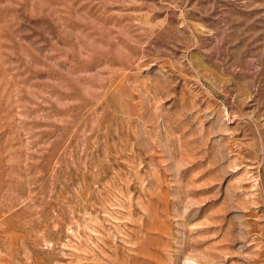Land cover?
<instances>
[{
	"label": "rangeland",
	"instance_id": "obj_1",
	"mask_svg": "<svg viewBox=\"0 0 264 264\" xmlns=\"http://www.w3.org/2000/svg\"><path fill=\"white\" fill-rule=\"evenodd\" d=\"M0 264H264V0H0Z\"/></svg>",
	"mask_w": 264,
	"mask_h": 264
}]
</instances>
